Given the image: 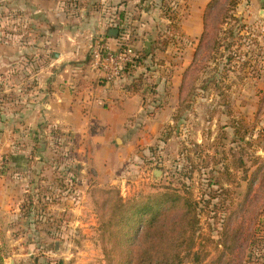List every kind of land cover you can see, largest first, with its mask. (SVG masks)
<instances>
[{
    "label": "rangeland",
    "instance_id": "obj_1",
    "mask_svg": "<svg viewBox=\"0 0 264 264\" xmlns=\"http://www.w3.org/2000/svg\"><path fill=\"white\" fill-rule=\"evenodd\" d=\"M143 3L121 8L126 23L118 26L128 32L125 43L144 56L136 63L144 66V110L157 114L158 123L153 133L138 135L143 141L136 156L116 164V184L104 181L91 141L49 128L45 110L38 128L28 124L21 129L14 91L0 92V264H103L101 220L92 198L93 187L99 185L116 186L124 199L170 184L191 187L203 209L200 230H213L217 240L229 201L223 204L226 194L215 181L220 178L234 198H241L247 185L243 168L248 167L250 176L257 157L264 158V110H259L264 91V0H238L237 19L223 27L219 51L197 80L195 94L181 107L174 88L180 86L199 42L198 12L203 7L192 0ZM70 12L76 18L56 20L49 33L71 34L75 40L69 43L89 58L90 46L98 39L92 35L96 25L84 20L79 6L73 5ZM42 25L39 38L46 35ZM145 26L149 29L142 36ZM147 42L150 49L155 47L151 56H145ZM12 76L8 73V79ZM149 94L152 100L162 94L163 104L151 106ZM139 118L132 126L146 125ZM225 166L234 174L233 183L221 174ZM154 170L160 172L155 175ZM216 207L217 220L210 217ZM255 228L262 243L249 247L251 259L245 264H264V204ZM214 245L208 259L216 253Z\"/></svg>",
    "mask_w": 264,
    "mask_h": 264
},
{
    "label": "crops",
    "instance_id": "obj_2",
    "mask_svg": "<svg viewBox=\"0 0 264 264\" xmlns=\"http://www.w3.org/2000/svg\"><path fill=\"white\" fill-rule=\"evenodd\" d=\"M72 1L0 0V92L14 91L21 129L27 128L28 124L38 128L45 110L49 128H60L77 138L85 137L91 141L97 165L104 171V181L116 184L119 181L113 177L116 164L121 166L130 156H136V147L143 141L138 139V135L146 130L153 133L158 123L157 114L149 115L144 110L146 82L142 84L144 79L142 82L139 80L141 75L144 76V66L136 65L116 81L107 82L93 66L91 57H82L77 44L69 43L68 39L75 40V37L64 30L56 35L54 28L49 33V27L56 20L63 23L67 18H76L72 17L70 8L79 6L84 20L96 25L92 35L96 33V38L117 48L126 44L124 39L129 37L122 28L126 20L121 19L123 14L119 10L142 1L156 6L161 0ZM195 1L203 7L198 12V25L196 23L200 35L204 9L210 0H192V4ZM119 22H123L121 27ZM40 23H44L42 27L47 30L46 35L39 38L36 33L40 31ZM111 28L119 30L117 37L109 35ZM144 29L140 30L142 36L149 28L145 26ZM150 51L148 49L147 53ZM8 73H13V78L8 79ZM178 90L179 85L176 84V99ZM158 95L159 98L154 100L151 94L148 96L154 108L163 104V95ZM138 115V121L146 125L132 126Z\"/></svg>",
    "mask_w": 264,
    "mask_h": 264
},
{
    "label": "trees",
    "instance_id": "obj_3",
    "mask_svg": "<svg viewBox=\"0 0 264 264\" xmlns=\"http://www.w3.org/2000/svg\"><path fill=\"white\" fill-rule=\"evenodd\" d=\"M237 4L238 0H210L205 6L203 30L192 59L183 71L179 86L180 107L195 94L197 80L219 51L223 27L237 19ZM154 49L152 47L149 53L146 50L145 56H151ZM143 57L138 53L137 62ZM134 67L135 65L129 64L125 72ZM139 78L142 82V75ZM259 110H264V91ZM194 145L201 147L198 143ZM257 158L260 160L255 162L256 168L250 176L248 167L243 168L242 179L247 185L241 198H234L230 188H225L220 178L215 181L226 194L223 204L229 201L221 226L216 230L217 240H214L213 230L207 233L200 230L203 209L198 206L193 189L184 186L185 184L181 189L170 184L169 187L155 189L130 199H124L114 185L93 187V204L101 220L103 264L248 262L251 259L249 247H259V243H262L255 225L264 204V158ZM194 170L191 169V174ZM221 174L227 181L234 182V174L229 166H225ZM213 197H210L206 206L210 205ZM218 210L216 207L214 216L210 217L217 220ZM212 242H215L213 249L216 253L208 259L212 252Z\"/></svg>",
    "mask_w": 264,
    "mask_h": 264
},
{
    "label": "built area",
    "instance_id": "obj_4",
    "mask_svg": "<svg viewBox=\"0 0 264 264\" xmlns=\"http://www.w3.org/2000/svg\"><path fill=\"white\" fill-rule=\"evenodd\" d=\"M137 54V50L129 44L114 48L100 38L90 46L92 64L107 82L121 78L129 64L136 65Z\"/></svg>",
    "mask_w": 264,
    "mask_h": 264
},
{
    "label": "water",
    "instance_id": "obj_5",
    "mask_svg": "<svg viewBox=\"0 0 264 264\" xmlns=\"http://www.w3.org/2000/svg\"><path fill=\"white\" fill-rule=\"evenodd\" d=\"M118 32H119V30H118L117 28H111V29L109 30V35H110L111 37H117ZM147 43H148V49H150V44H149L150 42H147ZM158 172H160V170H154V174H155V175H157Z\"/></svg>",
    "mask_w": 264,
    "mask_h": 264
}]
</instances>
